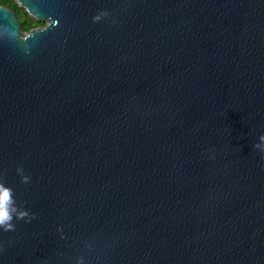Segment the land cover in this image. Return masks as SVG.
<instances>
[{
    "label": "water",
    "instance_id": "1",
    "mask_svg": "<svg viewBox=\"0 0 264 264\" xmlns=\"http://www.w3.org/2000/svg\"><path fill=\"white\" fill-rule=\"evenodd\" d=\"M16 2L0 264H264V0Z\"/></svg>",
    "mask_w": 264,
    "mask_h": 264
},
{
    "label": "clouds",
    "instance_id": "2",
    "mask_svg": "<svg viewBox=\"0 0 264 264\" xmlns=\"http://www.w3.org/2000/svg\"><path fill=\"white\" fill-rule=\"evenodd\" d=\"M107 13H105L106 15ZM93 21H99L100 16L94 15L92 17ZM59 22L56 20L50 21V24L46 28H42L40 30H47L49 27L58 26ZM17 35L15 30L9 29L7 26H0V38L4 39H12ZM26 37L30 35V33L24 34ZM260 140L264 141V135L260 136ZM255 148H261L260 144H255ZM264 150V149H262ZM17 173L20 175L22 182L28 183L30 177L25 174L22 166L17 167ZM16 219H25L31 220L34 218V214H30L27 210L17 211L16 202L13 197V189L10 187H6L3 183H0V228H3L5 231H14L15 225L13 224V218Z\"/></svg>",
    "mask_w": 264,
    "mask_h": 264
},
{
    "label": "trees",
    "instance_id": "3",
    "mask_svg": "<svg viewBox=\"0 0 264 264\" xmlns=\"http://www.w3.org/2000/svg\"><path fill=\"white\" fill-rule=\"evenodd\" d=\"M0 5L6 6L18 15L23 31H28L34 27L44 24L43 21L30 16L22 7L18 5L16 0H0Z\"/></svg>",
    "mask_w": 264,
    "mask_h": 264
}]
</instances>
